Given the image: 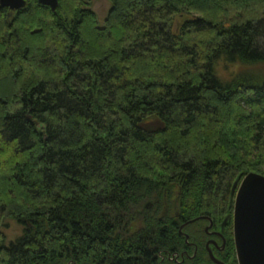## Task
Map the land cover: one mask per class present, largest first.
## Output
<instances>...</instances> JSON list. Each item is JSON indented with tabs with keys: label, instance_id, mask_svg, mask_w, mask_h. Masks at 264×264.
I'll return each instance as SVG.
<instances>
[{
	"label": "trees",
	"instance_id": "trees-1",
	"mask_svg": "<svg viewBox=\"0 0 264 264\" xmlns=\"http://www.w3.org/2000/svg\"><path fill=\"white\" fill-rule=\"evenodd\" d=\"M109 1L0 7V264H215L203 216L237 264L264 0Z\"/></svg>",
	"mask_w": 264,
	"mask_h": 264
},
{
	"label": "water",
	"instance_id": "water-1",
	"mask_svg": "<svg viewBox=\"0 0 264 264\" xmlns=\"http://www.w3.org/2000/svg\"><path fill=\"white\" fill-rule=\"evenodd\" d=\"M38 1L53 11L59 6V0ZM26 5L27 0H0V7H8L11 10H20ZM233 194H235L232 214L233 237L238 264H264V174L249 172L235 185ZM198 219L211 220L210 217L203 216L189 223ZM185 225L181 226L182 232ZM189 238L186 234L187 241ZM212 243L217 242L207 243L211 259L217 264H225L212 252L210 246Z\"/></svg>",
	"mask_w": 264,
	"mask_h": 264
},
{
	"label": "flooded vegetation",
	"instance_id": "flooded-vegetation-1",
	"mask_svg": "<svg viewBox=\"0 0 264 264\" xmlns=\"http://www.w3.org/2000/svg\"><path fill=\"white\" fill-rule=\"evenodd\" d=\"M206 220L208 221V223L204 226V229H205L206 233L210 236L209 241H216L217 242V244L212 243L210 245L212 248V252L214 253V255L218 259H220L222 262L227 264L225 261V258L228 256V252L226 250V238H225L224 233H223L224 228L222 227V230H220L219 228H216V225H214L213 219H211V220L206 219ZM194 222L184 223V224H186L185 227L189 226V224H193ZM233 239H234V237H233ZM186 242H188L189 245L193 246V242L190 241V239H189V241H186ZM235 251H236V248H235ZM209 256H210V254H209ZM236 260H237V257H236ZM214 263L217 264L216 262H214ZM237 264H238V261H237Z\"/></svg>",
	"mask_w": 264,
	"mask_h": 264
},
{
	"label": "rangeland",
	"instance_id": "rangeland-1",
	"mask_svg": "<svg viewBox=\"0 0 264 264\" xmlns=\"http://www.w3.org/2000/svg\"><path fill=\"white\" fill-rule=\"evenodd\" d=\"M110 6H111V4H110L109 0H92V2H91V7L96 12L98 19H99V23L101 25H103L105 22V19H106L108 12L110 10ZM230 72H231V70L229 71V73ZM16 231L17 230H16L15 226L13 225L11 230H10V233L15 234Z\"/></svg>",
	"mask_w": 264,
	"mask_h": 264
}]
</instances>
